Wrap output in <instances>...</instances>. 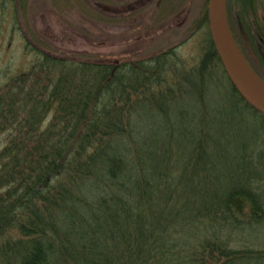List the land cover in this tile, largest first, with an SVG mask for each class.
Instances as JSON below:
<instances>
[{
  "label": "trees",
  "instance_id": "trees-1",
  "mask_svg": "<svg viewBox=\"0 0 264 264\" xmlns=\"http://www.w3.org/2000/svg\"><path fill=\"white\" fill-rule=\"evenodd\" d=\"M237 1L228 0L230 21ZM211 43L206 59L221 61ZM44 57L39 73L36 64L32 77L16 78L17 94L0 93V123L11 124L0 151V264H196L186 250L202 254L198 264H264V249L223 238L239 219L253 224L263 215L262 197L243 178L254 175L249 158H221L214 169L205 165V148L184 152L189 134L180 122L188 114L181 109L176 118L168 100L184 88L167 80L162 91L163 74L150 59L67 64ZM231 86L234 106L207 112V128L240 122L249 111L264 123ZM47 111L54 115L44 127ZM202 249L215 252L206 260Z\"/></svg>",
  "mask_w": 264,
  "mask_h": 264
},
{
  "label": "rangeland",
  "instance_id": "rangeland-1",
  "mask_svg": "<svg viewBox=\"0 0 264 264\" xmlns=\"http://www.w3.org/2000/svg\"><path fill=\"white\" fill-rule=\"evenodd\" d=\"M233 5L232 22L241 12L244 20L239 16L243 27L240 29L245 33V39L251 42L249 52L254 54L256 66L261 69V65L264 69V42L257 35L264 28V0H239ZM208 6L209 0H0V93L17 94L14 88L16 78L22 73L32 77L37 62L45 59V54L68 60L67 64L71 61L133 64L150 59L163 74L160 75L165 81L160 84L162 91L166 89L167 80L173 88L180 89L181 86L185 90L177 92L174 88L173 96H168L169 107H174L172 112L176 118H180L181 109L188 114L187 120L180 122L189 134L182 139L184 152L190 148L197 151L205 148L208 160L205 165H212L214 169L218 168L214 166L215 162L219 165L221 158L228 164L233 162V156H246L255 176H248V170L243 178L252 181L264 202V123L249 111L240 122L232 120L228 126L217 122L207 128V112H219L234 106H231L234 96L231 82L221 61L216 56L209 61L206 59L207 53L213 51L206 22ZM39 69L37 64V73ZM34 82L30 80L24 84L30 86ZM6 95L7 98L12 96ZM30 111L28 104L19 113L22 120L28 118ZM53 115L48 111L43 114L44 127L48 126ZM201 118L202 123H199ZM172 123L177 121L172 120ZM9 128L11 124L8 122L0 123V151L8 141ZM200 129L207 131L201 137ZM174 130L177 133L176 127ZM171 136L176 151L177 138L173 133ZM210 137L217 144L207 148ZM221 168L224 174L228 170L226 166ZM244 171L241 169L240 173ZM262 214L253 224L245 218L239 219L237 231L225 232L223 238L231 246L263 250L264 210ZM17 234V231L10 233L11 236ZM202 250L206 260L215 252ZM184 253L198 261L202 255L199 251L197 256L188 250Z\"/></svg>",
  "mask_w": 264,
  "mask_h": 264
},
{
  "label": "water",
  "instance_id": "water-1",
  "mask_svg": "<svg viewBox=\"0 0 264 264\" xmlns=\"http://www.w3.org/2000/svg\"><path fill=\"white\" fill-rule=\"evenodd\" d=\"M227 1L209 0L211 35L234 87L252 107L264 114V81L245 59L233 38L227 16Z\"/></svg>",
  "mask_w": 264,
  "mask_h": 264
},
{
  "label": "flooded vegetation",
  "instance_id": "flooded-vegetation-1",
  "mask_svg": "<svg viewBox=\"0 0 264 264\" xmlns=\"http://www.w3.org/2000/svg\"><path fill=\"white\" fill-rule=\"evenodd\" d=\"M240 24H241V22L238 20L236 21L235 19L233 20V22H232V20L230 21V25H231L230 27H231L232 33L234 35L235 41H236L237 45L239 46L241 52L244 54L247 61L251 65V67L259 75V77L264 81V69H262L261 65H260L261 69L256 66V64L253 60L254 54L249 52V50L251 49V45H249V44H251V42H249L245 39V33L240 29V26H241ZM254 25H256L255 22H254ZM255 45L258 46L257 43Z\"/></svg>",
  "mask_w": 264,
  "mask_h": 264
}]
</instances>
